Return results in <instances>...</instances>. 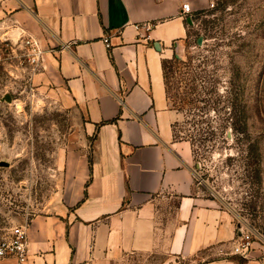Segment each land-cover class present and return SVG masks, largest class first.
<instances>
[{
  "label": "crops",
  "instance_id": "0c3cea01",
  "mask_svg": "<svg viewBox=\"0 0 264 264\" xmlns=\"http://www.w3.org/2000/svg\"><path fill=\"white\" fill-rule=\"evenodd\" d=\"M206 3L0 0V44L41 45L32 81L76 112L92 138L66 154V194L27 224L29 264H264L255 252L232 254L239 222L203 194L193 145L176 137L181 115L163 62L190 38L194 19L183 5Z\"/></svg>",
  "mask_w": 264,
  "mask_h": 264
},
{
  "label": "rangeland",
  "instance_id": "374dc122",
  "mask_svg": "<svg viewBox=\"0 0 264 264\" xmlns=\"http://www.w3.org/2000/svg\"><path fill=\"white\" fill-rule=\"evenodd\" d=\"M193 19L170 58L179 60L168 75L176 133L193 143L203 194L235 214L240 235L253 232L247 255L264 263V0H207ZM20 59L4 52L0 65V163H9L0 165V241L53 210L67 192L68 150L92 143L84 120Z\"/></svg>",
  "mask_w": 264,
  "mask_h": 264
},
{
  "label": "built area",
  "instance_id": "2783aa9c",
  "mask_svg": "<svg viewBox=\"0 0 264 264\" xmlns=\"http://www.w3.org/2000/svg\"><path fill=\"white\" fill-rule=\"evenodd\" d=\"M183 14L185 16H194V10L191 5L184 4L182 7ZM145 28L149 30L151 25L146 24ZM107 46L110 48L109 38H105ZM3 48H0V65L4 61V52L8 53L10 58L21 59L32 72H37L42 63L45 54V50L41 45L32 38H21L18 43L5 42L2 44ZM253 232L244 233L241 230V235L237 240L234 248V254L246 256L253 247ZM0 258H12L16 264H29V238H28V226L20 225L12 228L10 232L0 241Z\"/></svg>",
  "mask_w": 264,
  "mask_h": 264
},
{
  "label": "trees",
  "instance_id": "16d2710c",
  "mask_svg": "<svg viewBox=\"0 0 264 264\" xmlns=\"http://www.w3.org/2000/svg\"><path fill=\"white\" fill-rule=\"evenodd\" d=\"M172 61H175V62H178L179 60H178V58H177V56H175L174 58H173V60H170V59H166V60H164V62H163V72H164V80H165V86H166V92H167V96H169V83H168V75H169V73H170V67H171V63H172ZM192 90H194V92H195V88H193ZM169 98V97H168ZM175 110H177V111H179V109L178 108H175V106H172ZM239 131H244V130H239ZM206 133V132H205ZM176 137L177 138H183V137H179L178 135H177V133H176ZM186 139V138H185ZM187 140H189L190 141V139H187ZM192 145H193V143H192ZM193 150H194V154H196V152H195V149H194V147H193Z\"/></svg>",
  "mask_w": 264,
  "mask_h": 264
},
{
  "label": "water",
  "instance_id": "95a60500",
  "mask_svg": "<svg viewBox=\"0 0 264 264\" xmlns=\"http://www.w3.org/2000/svg\"><path fill=\"white\" fill-rule=\"evenodd\" d=\"M7 101H10V99H7ZM0 165L2 167H9V163H7V162H1Z\"/></svg>",
  "mask_w": 264,
  "mask_h": 264
}]
</instances>
